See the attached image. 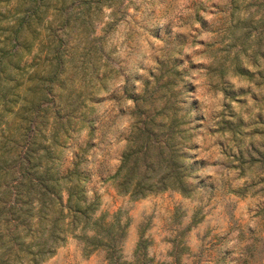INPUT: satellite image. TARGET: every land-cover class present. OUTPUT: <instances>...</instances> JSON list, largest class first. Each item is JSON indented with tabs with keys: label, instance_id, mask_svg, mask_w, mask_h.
I'll return each instance as SVG.
<instances>
[{
	"label": "rangeland",
	"instance_id": "rangeland-1",
	"mask_svg": "<svg viewBox=\"0 0 264 264\" xmlns=\"http://www.w3.org/2000/svg\"><path fill=\"white\" fill-rule=\"evenodd\" d=\"M229 2L32 3V19L18 37L24 49L8 57L6 71L13 78L0 84V233L15 226L22 235L34 230L26 216L15 220L19 211L9 214L3 208V193L14 182L17 156L27 142L38 149L55 141L57 168L77 165L87 199L98 200L95 215L115 230L119 224L121 236L112 260L103 247L85 249L81 239L68 235L40 264H264L259 214L264 195L252 193L262 184L234 193L250 181L247 172L239 175L234 155L238 141L247 143L257 117L264 120V90L213 60L214 54L232 55L239 47L223 31ZM17 5L22 1L0 0V45L4 29L20 15ZM51 49L63 65L50 81ZM167 98L179 106L176 117L185 121L183 127L192 130L185 153L194 191L186 196L165 190L137 199L119 194L109 177L126 148L131 123L172 114L160 110ZM68 112L71 124L61 127ZM222 117L239 126L236 142L217 128Z\"/></svg>",
	"mask_w": 264,
	"mask_h": 264
},
{
	"label": "trees",
	"instance_id": "trees-1",
	"mask_svg": "<svg viewBox=\"0 0 264 264\" xmlns=\"http://www.w3.org/2000/svg\"><path fill=\"white\" fill-rule=\"evenodd\" d=\"M20 1L22 6L17 5L20 15L12 25H7L4 29L7 34L0 45V84L13 78L6 71L11 62L8 57L24 49V45H18L19 33L29 24L34 14L32 3L35 4V0ZM26 2L30 4L24 5ZM227 7L229 10L225 14L227 20L223 31L228 33L230 41H239V47L232 55L214 54L213 60L220 65L221 70L230 69L233 75L246 76L264 90V0H230ZM0 15L3 16L1 11ZM247 41L250 43L248 46ZM16 45L18 46L13 50ZM51 51L53 53L52 49ZM241 54L246 58L244 63ZM48 64L49 80L51 81L53 76L56 80V69L63 65L61 55L53 53ZM16 67L17 65L15 69ZM33 104L36 105L34 101H30V105ZM136 107L140 108L137 105ZM178 109L176 102L167 98L160 110L172 111V114L160 117L158 121L150 118L134 120L131 123L126 148L116 171L109 177L119 194L137 199L165 190H175L186 196L193 193L194 178L188 171L185 153L192 130L184 128L185 121L176 117ZM257 118L259 123L257 122L254 130L248 134L247 143L238 141L236 145L234 160L237 162L239 175L244 176L247 172L250 179L235 189L234 193L238 195L246 193L250 188L252 190L259 183L262 184L261 187L252 193L264 195V120L261 115ZM70 119L71 114L68 112L60 126H70ZM216 126L222 133L229 131L231 140L237 141L238 125L233 127L230 121L222 117ZM57 131V127H54L52 139ZM66 132L64 129L63 133ZM30 141L27 142L23 155L17 156L14 182L10 183L3 193L7 197L2 205L9 214L19 211L15 220L26 216L32 221L28 224L29 228H35L30 235H22L17 226L6 233H0V264H8L7 260L11 257L19 262L12 261V264H40L53 255L56 247L62 245L68 235L81 239L85 249L103 247L109 252V258L112 260L115 251L119 249V224L115 230L114 225L104 221L102 215H95L98 200L87 199L85 179L76 164L66 171L57 168L52 152L55 141L48 145H39L38 149L34 148L35 142ZM259 214L264 226V205ZM21 254L24 256L19 259Z\"/></svg>",
	"mask_w": 264,
	"mask_h": 264
}]
</instances>
